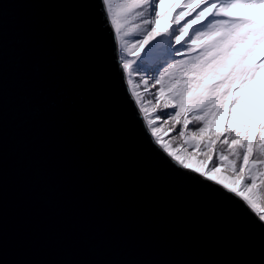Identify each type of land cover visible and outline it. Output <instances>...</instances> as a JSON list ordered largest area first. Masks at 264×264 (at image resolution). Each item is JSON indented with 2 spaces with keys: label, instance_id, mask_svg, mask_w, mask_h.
Listing matches in <instances>:
<instances>
[{
  "label": "water",
  "instance_id": "water-1",
  "mask_svg": "<svg viewBox=\"0 0 264 264\" xmlns=\"http://www.w3.org/2000/svg\"><path fill=\"white\" fill-rule=\"evenodd\" d=\"M99 0H0V264H264V231L148 148Z\"/></svg>",
  "mask_w": 264,
  "mask_h": 264
},
{
  "label": "snow or ice",
  "instance_id": "snow-or-ice-1",
  "mask_svg": "<svg viewBox=\"0 0 264 264\" xmlns=\"http://www.w3.org/2000/svg\"><path fill=\"white\" fill-rule=\"evenodd\" d=\"M99 4L131 118L149 150L264 231V12L250 11L264 9V0ZM196 150L204 170L185 158ZM221 169L239 185L218 179Z\"/></svg>",
  "mask_w": 264,
  "mask_h": 264
},
{
  "label": "rangeland",
  "instance_id": "rangeland-1",
  "mask_svg": "<svg viewBox=\"0 0 264 264\" xmlns=\"http://www.w3.org/2000/svg\"><path fill=\"white\" fill-rule=\"evenodd\" d=\"M168 2V0H166V3ZM251 12H254L255 14H260L262 12H264V9H251L250 10ZM168 25V20L167 18H162V20L160 21V24H159V27L161 29L167 27ZM138 79V77H137ZM148 98H151V96H149ZM210 136V135H208ZM207 136V137H208ZM200 156H203V153L200 152L199 150H196V153L195 154H192V155H186V160L187 162L189 163V165L193 168H200L201 170H204L206 169V164L207 162L200 159L199 157ZM214 175L224 181L225 183H229V184H232L233 186H238L239 185V181H234L232 177L228 176L227 173L221 169L220 171L214 173Z\"/></svg>",
  "mask_w": 264,
  "mask_h": 264
},
{
  "label": "trees",
  "instance_id": "trees-1",
  "mask_svg": "<svg viewBox=\"0 0 264 264\" xmlns=\"http://www.w3.org/2000/svg\"><path fill=\"white\" fill-rule=\"evenodd\" d=\"M221 129L222 128H216V129H213V130H210V131H208V132H206L205 134H204V137H207L208 135H213V134H216V135H219L220 133H222L221 132ZM199 139V138H198Z\"/></svg>",
  "mask_w": 264,
  "mask_h": 264
}]
</instances>
